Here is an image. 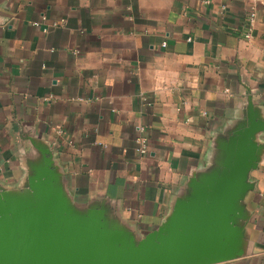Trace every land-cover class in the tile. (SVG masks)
<instances>
[{"label": "crops", "instance_id": "0c3cea01", "mask_svg": "<svg viewBox=\"0 0 264 264\" xmlns=\"http://www.w3.org/2000/svg\"><path fill=\"white\" fill-rule=\"evenodd\" d=\"M251 5L0 0V187L23 190L43 145L79 208L106 202L137 236L157 229L250 101L264 119V7L246 39ZM250 181L246 255L223 264H264V156Z\"/></svg>", "mask_w": 264, "mask_h": 264}, {"label": "water", "instance_id": "95a60500", "mask_svg": "<svg viewBox=\"0 0 264 264\" xmlns=\"http://www.w3.org/2000/svg\"><path fill=\"white\" fill-rule=\"evenodd\" d=\"M264 119L246 120L216 141L212 166L194 174L170 215L144 237L106 202L81 209L67 194L49 148L29 164L23 190L0 187V264H223L246 255L245 199L254 191Z\"/></svg>", "mask_w": 264, "mask_h": 264}, {"label": "built area", "instance_id": "2783aa9c", "mask_svg": "<svg viewBox=\"0 0 264 264\" xmlns=\"http://www.w3.org/2000/svg\"><path fill=\"white\" fill-rule=\"evenodd\" d=\"M252 1V5L248 11V15H247V20H248V26H249V30L245 35L246 39H250L252 37V28L255 26L256 22H257V9L258 7H264V0H251ZM57 24H54V26H56ZM35 26H40V23H35ZM45 32H47L48 30L45 29ZM137 143L140 146V153L142 154H147V141L140 137L137 140Z\"/></svg>", "mask_w": 264, "mask_h": 264}]
</instances>
